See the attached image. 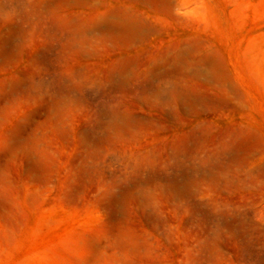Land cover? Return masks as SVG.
<instances>
[{
	"label": "rangeland",
	"instance_id": "374dc122",
	"mask_svg": "<svg viewBox=\"0 0 264 264\" xmlns=\"http://www.w3.org/2000/svg\"><path fill=\"white\" fill-rule=\"evenodd\" d=\"M0 264H264V0H0Z\"/></svg>",
	"mask_w": 264,
	"mask_h": 264
}]
</instances>
